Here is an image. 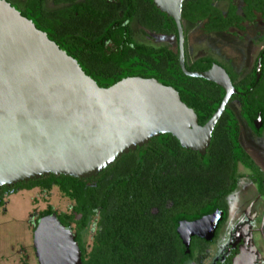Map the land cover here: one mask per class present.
<instances>
[{"label":"trees","instance_id":"1","mask_svg":"<svg viewBox=\"0 0 264 264\" xmlns=\"http://www.w3.org/2000/svg\"><path fill=\"white\" fill-rule=\"evenodd\" d=\"M6 1L76 59L102 88L129 77L156 79L179 93L197 114L200 126L208 123L225 97L221 86L184 74L175 21L154 0H53V7L48 0ZM240 1L241 9L235 0H188L183 24L202 25L206 33H224L240 23L254 22L257 13L264 17V0ZM223 3L226 8L219 6ZM134 23L149 34L172 37L175 47L137 42ZM261 60L264 72V52ZM214 62L210 56L195 61L187 57L186 69L205 72ZM226 71L237 93L216 124L206 155L184 149L172 135L162 134L123 155L95 178L50 175L3 187L0 208L22 188L38 187L46 193L57 188L72 202L60 218L77 233L82 264H186L192 253H186L188 248L177 233L179 222L196 220L218 208L211 201L218 199L209 187L215 183L213 177L240 164L257 167L239 144V116L251 127L259 116L264 121V93L251 91L257 85L255 77L238 79ZM153 208L158 212L152 213ZM55 212L51 206L43 214Z\"/></svg>","mask_w":264,"mask_h":264},{"label":"water","instance_id":"2","mask_svg":"<svg viewBox=\"0 0 264 264\" xmlns=\"http://www.w3.org/2000/svg\"><path fill=\"white\" fill-rule=\"evenodd\" d=\"M187 1L154 3L175 21L184 74L225 89L220 107L204 126L173 87L156 79L129 77L100 87L47 33L0 0V189L50 175L95 178L162 134L172 135L184 149L206 155L214 128L237 91L217 64L205 72L186 69L182 14ZM219 219L216 213L181 222L180 228L209 223L205 237L210 239ZM180 228L189 247L196 232L183 235ZM34 247L39 264H81L75 235L56 213L39 222Z\"/></svg>","mask_w":264,"mask_h":264},{"label":"flooded vegetation","instance_id":"3","mask_svg":"<svg viewBox=\"0 0 264 264\" xmlns=\"http://www.w3.org/2000/svg\"><path fill=\"white\" fill-rule=\"evenodd\" d=\"M235 2L238 3L240 9L243 7L240 0H235ZM223 5L226 8L227 3H223ZM186 25L188 24H183L184 34L185 31H187L185 34L186 58L188 57L190 61H195L200 58L210 56L215 59L216 62H214V64L219 65L225 71L228 69L233 75H237L238 79H252L255 77L257 85L254 88L251 87V91H255L259 94L264 93V72L262 69L261 60L264 52V17L261 13H257V18L254 22L240 23V25L231 27L224 33H206L203 31L202 26V31L207 35L223 36V38H226L231 42H246V45H241L242 48L245 49L246 57L248 59L246 61V66L239 68V70L233 66V62H239L242 57L240 55H232V52H229V62H222L211 54H205L200 57L191 56L192 52H190V37ZM132 28L134 38L137 40V42L147 43L146 40L149 39L148 31L142 29L137 23H134ZM254 50L256 51V55L253 65L250 66V57L252 56V52ZM222 64L225 66V68L222 66ZM233 107L235 108L234 105ZM238 141L241 148L244 150L243 152L256 163L257 167L253 166V170L252 167L248 168L243 164H240L237 167L233 166L224 170L222 173L218 174L219 177H213L212 179L215 183H210L209 187L212 188L213 195L218 197V199H211V201L212 203L217 202L218 208L214 212L206 214L196 220H181L179 222L177 233L181 238V235L178 231L181 222L199 221L204 217H210L216 213H218L220 217L216 223V226L213 228V235L210 239H207L205 235L211 229L212 225L209 223H203L198 227L196 235L191 237L190 245L187 247L188 250L186 253H192V255L191 259L186 264H264L263 119L259 116L254 121V127H251L241 116H239ZM260 170L263 176L259 173ZM34 189H39L40 192H43L40 188L33 187L31 189L22 188L13 194H17L20 191H32ZM51 206L52 205L49 204L41 211L31 212L25 221L28 228L30 227L32 230V249L35 253V256L36 249L34 247V232L41 219L51 215L43 214L44 212L48 211ZM168 206L172 207L173 204L169 203ZM158 210V208H153L152 213H157ZM62 212L66 211L59 212L56 210L55 213L57 214V218L60 223L65 226L60 218V213ZM62 219L64 220L65 218ZM65 227L71 228L67 226ZM94 229L95 225H93L92 231H94ZM71 230L74 233L76 240L78 237L77 233L73 230V228H71ZM77 243L80 247L79 241ZM13 248L14 247H12V249ZM19 253L23 257L22 263L28 264L30 255L26 248L22 247L19 250Z\"/></svg>","mask_w":264,"mask_h":264},{"label":"rangeland","instance_id":"4","mask_svg":"<svg viewBox=\"0 0 264 264\" xmlns=\"http://www.w3.org/2000/svg\"><path fill=\"white\" fill-rule=\"evenodd\" d=\"M18 1V0H14ZM48 6L53 7V0H48ZM223 7V4H219ZM190 37L191 56L200 57L211 54L222 62H229V52L232 55H240L239 62H233L238 70L246 66V52L238 41H229L223 36L207 35L202 31V25L192 27L186 25ZM147 43L155 46L175 47L172 37L149 34ZM256 51L252 52L249 65L252 66ZM52 205L57 211H68L72 202L64 197L57 188L50 193L40 192L39 189L32 191H20L6 198L5 207L0 208V264H23L19 250L24 247L29 252L28 264H39L38 258L32 249V230L27 226L26 219L31 212L41 211L47 205ZM12 247H14L12 249Z\"/></svg>","mask_w":264,"mask_h":264},{"label":"bare ground","instance_id":"5","mask_svg":"<svg viewBox=\"0 0 264 264\" xmlns=\"http://www.w3.org/2000/svg\"><path fill=\"white\" fill-rule=\"evenodd\" d=\"M203 223H200L198 226H201ZM198 226L197 225H186L183 224L181 228V232L183 235H186L187 233H190L191 231L197 232L198 231Z\"/></svg>","mask_w":264,"mask_h":264}]
</instances>
